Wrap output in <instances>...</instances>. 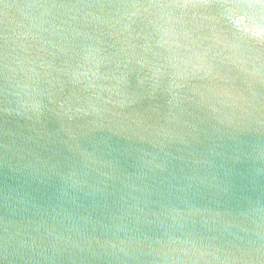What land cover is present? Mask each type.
I'll use <instances>...</instances> for the list:
<instances>
[{
	"label": "water",
	"instance_id": "95a60500",
	"mask_svg": "<svg viewBox=\"0 0 264 264\" xmlns=\"http://www.w3.org/2000/svg\"><path fill=\"white\" fill-rule=\"evenodd\" d=\"M0 264H264V0H0Z\"/></svg>",
	"mask_w": 264,
	"mask_h": 264
}]
</instances>
